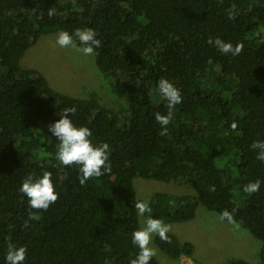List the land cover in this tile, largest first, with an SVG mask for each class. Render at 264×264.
Returning <instances> with one entry per match:
<instances>
[{"label": "trees", "instance_id": "1", "mask_svg": "<svg viewBox=\"0 0 264 264\" xmlns=\"http://www.w3.org/2000/svg\"><path fill=\"white\" fill-rule=\"evenodd\" d=\"M77 28L95 30L102 42L95 64L120 100L116 109L96 92H59L21 62L44 35ZM217 37L242 45L241 53L222 55L208 44ZM161 78L183 97L173 109L159 94ZM67 107L95 144L111 148L110 170L84 185L79 166L55 159L58 141L48 136ZM169 112L162 134L155 114ZM256 140L264 141V0H0V262L10 240L27 248L25 264H130L139 251L131 233L141 228L140 177L191 189L154 192L146 201L152 217L185 222L201 206L227 210L260 241L264 264V183L255 194L243 191L264 182ZM43 170L52 172L58 199L33 209L19 188ZM168 236H154L163 253L203 263L192 242ZM151 264L161 263L154 256Z\"/></svg>", "mask_w": 264, "mask_h": 264}, {"label": "clouds", "instance_id": "2", "mask_svg": "<svg viewBox=\"0 0 264 264\" xmlns=\"http://www.w3.org/2000/svg\"><path fill=\"white\" fill-rule=\"evenodd\" d=\"M52 14L50 10L49 15ZM231 18H233V14L229 12V19ZM76 41L79 42V46H77ZM101 43L95 30L91 28H77L72 33L60 31L56 39V44L61 48H76L85 57L97 55ZM208 44L215 47L222 55L233 57L238 56L243 47L240 44L233 46L231 42H226L219 37L209 38ZM157 88L160 96L167 102L169 109H173L183 102L180 90L170 80L161 78ZM76 111L75 107L64 108L62 112H59L60 118L48 125L47 131L49 137H54L58 141L55 159L60 165L66 167L79 166V183L84 185L89 179L105 175L110 170L111 148L107 142L95 144L91 139L92 130L86 126H77L73 122L72 117L76 115ZM155 120L161 126L163 134L167 131V126L172 120V112L167 115L156 113ZM236 127V123L233 122L231 128L235 130ZM252 148L260 149L256 158L264 162V141H254ZM262 183L264 182L260 180L250 181L243 186V191L248 195L255 194L260 190ZM19 191L27 197L28 206L33 209L47 210L51 204L57 201L59 195L55 190L53 174L49 170H43L39 175H29L21 184ZM135 209L139 216L145 217V221L142 228L131 233V243L139 251L135 258L130 260V264H151L156 255L155 249L149 246L152 237L155 235L160 240L169 242L168 233L171 231V226L162 219L152 217L146 201H137ZM219 220L239 228L233 214L227 210L220 215ZM27 251L25 246H17L9 240L6 253L0 264H25Z\"/></svg>", "mask_w": 264, "mask_h": 264}, {"label": "rangeland", "instance_id": "3", "mask_svg": "<svg viewBox=\"0 0 264 264\" xmlns=\"http://www.w3.org/2000/svg\"><path fill=\"white\" fill-rule=\"evenodd\" d=\"M59 32L46 34L23 56L21 62L41 71L50 85L59 92L87 98L96 92L100 102L114 109L120 100L108 79L97 69L95 56L85 57L76 48H61L56 44ZM79 46V45H77ZM138 197L147 201L154 192L164 191L185 194L191 190L188 185L136 178ZM220 215L201 206L197 216L191 221L167 223L171 231L183 240L195 245V255L201 264H221L230 257L243 258L253 264L258 263L261 243L240 224L239 228L219 220ZM140 217V226H144ZM155 236V235H154ZM154 236L150 247L155 249V257L161 264H196L193 259H174L163 253L155 244Z\"/></svg>", "mask_w": 264, "mask_h": 264}]
</instances>
